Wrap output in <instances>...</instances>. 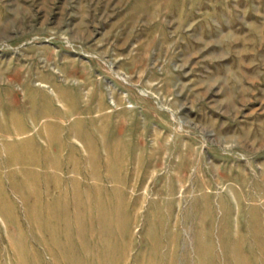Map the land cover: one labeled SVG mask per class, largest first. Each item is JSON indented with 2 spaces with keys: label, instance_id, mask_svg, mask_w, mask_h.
I'll return each instance as SVG.
<instances>
[{
  "label": "rangeland",
  "instance_id": "1",
  "mask_svg": "<svg viewBox=\"0 0 264 264\" xmlns=\"http://www.w3.org/2000/svg\"><path fill=\"white\" fill-rule=\"evenodd\" d=\"M0 264H264V0H0Z\"/></svg>",
  "mask_w": 264,
  "mask_h": 264
},
{
  "label": "bare ground",
  "instance_id": "2",
  "mask_svg": "<svg viewBox=\"0 0 264 264\" xmlns=\"http://www.w3.org/2000/svg\"><path fill=\"white\" fill-rule=\"evenodd\" d=\"M129 107H132V106H129ZM147 178V177H146Z\"/></svg>",
  "mask_w": 264,
  "mask_h": 264
}]
</instances>
